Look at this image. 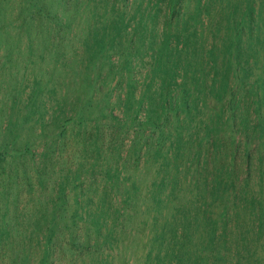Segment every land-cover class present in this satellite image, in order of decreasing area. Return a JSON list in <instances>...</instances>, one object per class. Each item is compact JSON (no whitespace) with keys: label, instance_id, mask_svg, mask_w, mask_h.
I'll use <instances>...</instances> for the list:
<instances>
[{"label":"rangeland","instance_id":"rangeland-1","mask_svg":"<svg viewBox=\"0 0 264 264\" xmlns=\"http://www.w3.org/2000/svg\"><path fill=\"white\" fill-rule=\"evenodd\" d=\"M20 261L264 264V0H0Z\"/></svg>","mask_w":264,"mask_h":264},{"label":"trees","instance_id":"trees-1","mask_svg":"<svg viewBox=\"0 0 264 264\" xmlns=\"http://www.w3.org/2000/svg\"><path fill=\"white\" fill-rule=\"evenodd\" d=\"M237 23H238V22H237ZM238 24H240V23H238ZM238 24L236 25L237 27H239ZM8 153H9V152H5V153H2L1 155H5V154L8 155ZM12 154H13V153H12ZM62 228H66V227H64V226H60V230H61ZM46 257H47V251H45V257H44V258H46ZM16 261H18V260L16 259ZM14 263H15V262H14ZM17 264H18V263H17ZM19 264H23L22 261H20Z\"/></svg>","mask_w":264,"mask_h":264}]
</instances>
